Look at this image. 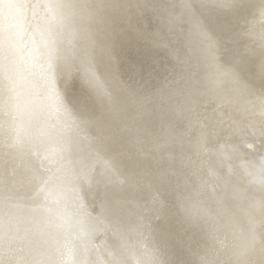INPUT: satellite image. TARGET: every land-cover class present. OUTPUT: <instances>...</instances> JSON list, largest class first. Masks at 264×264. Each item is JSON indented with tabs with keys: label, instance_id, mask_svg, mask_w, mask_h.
Instances as JSON below:
<instances>
[{
	"label": "bare ground",
	"instance_id": "obj_1",
	"mask_svg": "<svg viewBox=\"0 0 264 264\" xmlns=\"http://www.w3.org/2000/svg\"><path fill=\"white\" fill-rule=\"evenodd\" d=\"M106 228L94 264H264V0H0V253L88 264Z\"/></svg>",
	"mask_w": 264,
	"mask_h": 264
},
{
	"label": "rangeland",
	"instance_id": "obj_2",
	"mask_svg": "<svg viewBox=\"0 0 264 264\" xmlns=\"http://www.w3.org/2000/svg\"><path fill=\"white\" fill-rule=\"evenodd\" d=\"M24 7L22 10L25 11V14L23 15V25L24 27L26 26V18H27V5L25 3ZM23 14V13H22ZM22 15H20V17H18V24L20 25V22L22 21L21 19ZM15 19H17V17H15ZM63 28L60 30L61 33ZM59 80V86L58 89L60 90L59 92L63 93V95H65L64 97L66 98V104H70L72 105L75 99L80 100V105L77 108V112L75 113L79 118H83L85 120H87V124L89 125V127L91 128V131L93 132L95 137H99L102 138L100 131H99V123H97L93 117L91 116V114H93L91 108H90V104L88 99H85L84 97V93L83 91H80V84H78L79 80L78 77L76 75H71L70 77L67 78V76H63L61 75L60 77H58ZM52 84V83H51ZM72 85L75 86V91H71V87H73ZM52 86V85H51ZM74 88V87H73ZM83 97V99H81ZM85 105V106H84ZM91 120L93 122H91ZM89 121V122H88ZM250 144H246L243 148L248 150V147H250ZM90 149V148H89ZM89 158V157H88ZM84 159V164L83 167L85 168L84 172H85V176L82 180V182L80 183L82 188L80 189V195L83 196V202H80V207L82 209V214L86 211L85 209H89L90 207H92V210L94 212L92 213H99V211L101 212L102 216L110 219L112 217L111 213L108 212L109 209V203H110V190L112 189V185L104 183L106 181V178L101 176L100 173L98 172V168L97 166L92 162V160H88ZM88 160V161H86ZM104 173V172H103ZM87 188V190H86ZM101 203V204H95V203ZM83 203V205H82ZM84 216H82V220L86 219L85 214H83ZM104 217V218H105ZM108 228H106V230L104 229V231L97 229L98 231L96 232V234H92L89 233V243H88V249L86 251V263L88 262V264H94L95 260H94V254H96V251H98L97 253L103 258H107V255L105 253H103L102 247H103V242L106 238V234L108 233L109 230H107ZM110 229V228H109ZM106 231V234H105ZM31 235V234H30ZM28 240V239H27ZM96 243L97 242V247L98 250L94 249V244L92 243ZM92 244V245H91ZM28 245V244H27ZM23 246H26V244H24ZM30 248L33 247L32 244L31 246L28 245ZM39 247V245H38ZM40 248V247H39ZM29 248H23V250H27ZM21 253V252H20ZM17 253L13 256H11V258L13 259L10 263L8 264H12L13 261L15 260V258L17 257L18 254ZM6 259L10 260V256H8L7 254H3L0 253V264H7L6 263ZM83 262H85L83 260V258L81 259V261L77 260V264H83ZM93 262V263H92Z\"/></svg>",
	"mask_w": 264,
	"mask_h": 264
}]
</instances>
